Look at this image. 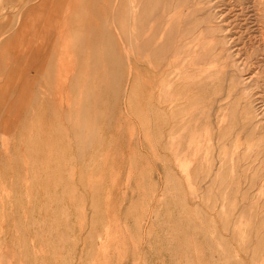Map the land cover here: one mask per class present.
Masks as SVG:
<instances>
[{"label":"rangeland","instance_id":"obj_1","mask_svg":"<svg viewBox=\"0 0 264 264\" xmlns=\"http://www.w3.org/2000/svg\"><path fill=\"white\" fill-rule=\"evenodd\" d=\"M73 16L0 92V264H264V0Z\"/></svg>","mask_w":264,"mask_h":264},{"label":"crops","instance_id":"obj_2","mask_svg":"<svg viewBox=\"0 0 264 264\" xmlns=\"http://www.w3.org/2000/svg\"><path fill=\"white\" fill-rule=\"evenodd\" d=\"M51 1L6 0L4 2L6 9L18 8L17 22L20 21L21 25L14 32L0 34V62L2 66L0 69V92L11 93L25 89L19 84L31 79V71H28V68L37 65L36 61L40 57V44L47 43L50 39L55 42V27L67 23L64 21L74 17L73 11L77 12L78 0H57L55 7H52ZM29 16L32 18L29 19ZM53 19V28L50 30L47 24L51 25ZM57 20H60V23H57ZM5 53H9V58L4 61ZM19 65H22L23 70H15V67ZM4 75L7 77L6 79ZM14 97L13 93L5 97L0 95V106L6 108L14 106V101L7 103V100H14Z\"/></svg>","mask_w":264,"mask_h":264}]
</instances>
